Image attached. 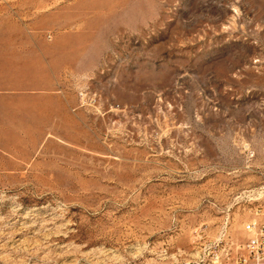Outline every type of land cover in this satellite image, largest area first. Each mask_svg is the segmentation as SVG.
<instances>
[{
  "label": "rangeland",
  "instance_id": "obj_1",
  "mask_svg": "<svg viewBox=\"0 0 264 264\" xmlns=\"http://www.w3.org/2000/svg\"><path fill=\"white\" fill-rule=\"evenodd\" d=\"M264 221V0H0V264H195Z\"/></svg>",
  "mask_w": 264,
  "mask_h": 264
},
{
  "label": "built area",
  "instance_id": "obj_2",
  "mask_svg": "<svg viewBox=\"0 0 264 264\" xmlns=\"http://www.w3.org/2000/svg\"><path fill=\"white\" fill-rule=\"evenodd\" d=\"M244 232L245 241L229 247L216 244L195 264H264V221L246 223Z\"/></svg>",
  "mask_w": 264,
  "mask_h": 264
}]
</instances>
